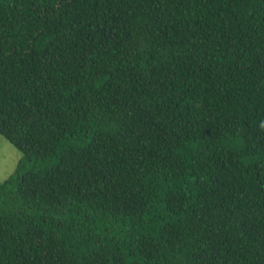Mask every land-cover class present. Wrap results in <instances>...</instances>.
Returning a JSON list of instances; mask_svg holds the SVG:
<instances>
[{
    "label": "trees",
    "instance_id": "obj_1",
    "mask_svg": "<svg viewBox=\"0 0 264 264\" xmlns=\"http://www.w3.org/2000/svg\"><path fill=\"white\" fill-rule=\"evenodd\" d=\"M0 264H264V0H0Z\"/></svg>",
    "mask_w": 264,
    "mask_h": 264
},
{
    "label": "rangeland",
    "instance_id": "obj_2",
    "mask_svg": "<svg viewBox=\"0 0 264 264\" xmlns=\"http://www.w3.org/2000/svg\"><path fill=\"white\" fill-rule=\"evenodd\" d=\"M20 152L0 135V180L14 170Z\"/></svg>",
    "mask_w": 264,
    "mask_h": 264
}]
</instances>
